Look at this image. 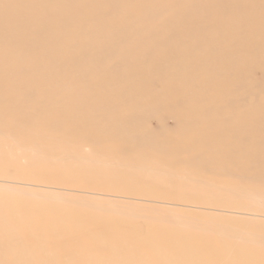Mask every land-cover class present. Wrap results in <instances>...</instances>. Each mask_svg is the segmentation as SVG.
<instances>
[{"label": "bare ground", "instance_id": "6f19581e", "mask_svg": "<svg viewBox=\"0 0 264 264\" xmlns=\"http://www.w3.org/2000/svg\"><path fill=\"white\" fill-rule=\"evenodd\" d=\"M15 1L0 3V12H6L0 20V124L9 118L11 128L26 137L21 144L33 140L25 124L35 128L34 135L58 131L55 138L43 136V152L33 150L38 160L42 154L49 159L40 163L45 170L72 161L63 149L68 144L92 145L98 153L104 147L111 157L121 144L125 157L166 153L167 167L178 165L169 156L186 155L192 159L184 165L194 173L264 188V82L254 76L260 72L264 78V0H24L22 7ZM164 11L172 15L162 21ZM48 117L64 118L66 126L53 125ZM134 136L142 143L138 147ZM12 159L9 154L3 160L12 165ZM112 160L98 166L96 159L73 162L85 178L58 171L65 177L54 184L104 196H152L136 182L111 177L110 171L120 170L113 168L116 156ZM24 193L51 204L25 200L23 208H15L13 197L3 193L0 206L4 200L3 208L13 213L36 215V230L62 249H134L132 254L149 264H264V252L258 253L263 232L233 235L235 242L250 245L246 248L188 231L185 226L199 225L192 216L182 225L157 208L144 216L98 208L117 214L103 223L82 208L49 200H63L60 194ZM243 225L258 230L253 222ZM202 226L206 232H230L223 225Z\"/></svg>", "mask_w": 264, "mask_h": 264}, {"label": "rangeland", "instance_id": "374dc122", "mask_svg": "<svg viewBox=\"0 0 264 264\" xmlns=\"http://www.w3.org/2000/svg\"><path fill=\"white\" fill-rule=\"evenodd\" d=\"M1 1L3 0H0V3ZM17 2L18 0L14 3L16 4ZM23 3L24 0H19L20 7L23 6ZM160 14L162 16V21L170 19L168 17L172 15V13L168 11L161 12ZM5 16L6 12L1 11L0 20ZM27 17H29V14ZM21 19L23 20L22 17ZM110 21L114 20L111 19ZM16 23L19 22L17 21ZM212 33L213 32H210L209 34ZM163 37L164 36L161 35L159 39ZM147 38L148 37H145L143 39ZM119 56L120 53L116 52L114 58L118 59ZM260 74L259 72V74L254 76L257 80L262 79L264 82V78H261ZM260 100L264 102L263 97H260ZM1 106L2 104H0V107ZM40 112L39 110V113ZM33 113L35 112H30V114ZM38 114H36V117H38ZM41 116L42 115L39 117V121L41 120ZM62 119L64 118L48 117L47 122L65 127L66 125H62L61 123ZM8 122L9 118H7V124H0V128L4 127L9 130V132H4L3 134L0 132V195L9 193L14 199L11 203L15 208H23L24 204L20 201L27 202L25 200H30L32 203L35 202L38 205L51 204L50 202H45L46 199H43V201L39 199L38 196H34L31 193H24L25 191L47 192L55 196L60 194V196L63 197V200L59 197L49 199L52 203L70 208H82L83 212L92 216L91 218L102 220L103 223L107 222L109 216H117V214L106 210H98V208L122 209L126 210L127 213L131 214L134 212L143 216L147 213L152 214L154 212L151 211L150 208H157L159 209L157 210L159 211V215L162 214L161 216L163 217L169 215L174 216L182 225L185 220H189L188 216H192L190 219L198 221L197 224L199 225L197 226V230L184 225L188 231L194 232L195 234L208 233V236L211 238L217 237L219 239H226L228 242H235L236 240H232L236 239L233 238V235L237 233L241 234V231L247 233L245 234L246 236L252 235L251 232L264 233V188L257 187L251 189L252 187H250V184L247 182L232 177L216 181L215 178L212 177V174L203 175L201 173H194L195 170L193 167H190V169L187 165H184L185 162L191 158L186 155L169 156V159L171 158V160L177 162L178 165H168L167 167L162 163L167 161L165 152V157L159 156L158 154L155 155V153L148 156H144L143 154H129L125 157L118 150L121 144H118L116 150H112L111 152V155L116 156L117 161H119L117 165H113V168L120 170H113L108 174L114 177V179L119 178L127 182H136L134 185L139 189H143L142 191L145 192L144 195L149 193L152 196L123 198L115 194L104 196L99 192L93 193L87 189L74 190L69 189L70 187L68 186H56L53 180L63 175L57 173L58 171H62L63 173L68 172L70 174L76 172L80 174L81 178H85V174L81 173V170H75L77 164L73 162L86 161L87 163L93 164L91 161L96 159L99 161V163L96 164L98 166L101 163L105 164L106 158L112 160L114 156L111 157L110 151H105L104 149L106 148L104 147H101V152L98 153L96 152L98 147L95 149L92 145L84 144L75 146L68 144L63 149L68 155H72V161H70V163L56 162L45 170L40 163L49 162V159L42 154L41 160H38V155L34 156L33 150L37 148L39 151L43 152L47 147L43 136L50 134L52 138H55L57 136L55 133L58 131L49 133L46 130H41L37 131V134L34 135L31 134V131L35 128L25 124V129L31 130L27 137H33V140H27L24 144H21L23 142L21 140L26 137L23 136L21 132L11 128V124H8ZM34 132H36V130H34ZM80 137L84 138L86 136H81L79 134L75 136V138ZM132 138L133 140H131V142L134 146L138 147L142 144L137 136ZM74 141L75 139L71 142ZM47 144L50 146L51 143ZM145 148L146 146L143 147V149ZM59 149L55 148L54 151H58ZM100 153L101 156L99 155ZM9 154L13 158L12 162L14 161L12 165H8L6 161L3 160L5 155L7 156ZM112 162L116 161L112 160ZM131 162L134 164H129ZM109 163L110 161H108L106 165ZM65 168L67 169L65 170ZM116 172L118 174H116ZM62 177L64 178L65 176L63 175ZM171 178L173 181L170 183L168 180ZM200 181H205V183L201 184ZM253 191L257 193L254 196H252ZM174 196L180 197L175 198ZM1 202L3 205L0 206V264H149L142 262L143 259L138 257V254L133 255L132 252L135 251L134 249H100L97 247L90 249H62L50 243L51 237H49V235L46 236V239L44 237V232L36 230V228L39 227L37 226L39 225V220L36 215L25 214L20 210H18L19 214L13 213L3 208L5 205L4 200ZM101 203L102 205H100ZM122 219L130 221H127V223L133 221L135 223L141 222V220L132 217H122ZM248 221L255 223L257 225L256 229L258 230L252 229L255 227H246L243 225ZM34 223L36 226H34ZM202 224L223 225L229 227L230 232H221L222 235L206 232ZM232 229H234L235 232L232 231ZM38 241L43 242V244ZM235 243L241 247L249 248L250 246L238 240ZM262 251L264 252V248L258 253H263Z\"/></svg>", "mask_w": 264, "mask_h": 264}]
</instances>
